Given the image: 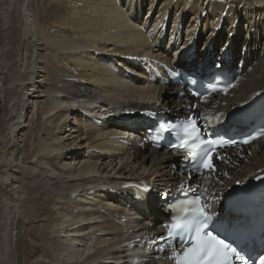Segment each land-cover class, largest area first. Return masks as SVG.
Here are the masks:
<instances>
[{
	"label": "bare ground",
	"instance_id": "obj_1",
	"mask_svg": "<svg viewBox=\"0 0 264 264\" xmlns=\"http://www.w3.org/2000/svg\"><path fill=\"white\" fill-rule=\"evenodd\" d=\"M210 1L0 0V264H156L164 256L152 241L165 233L164 200L181 194L187 159L152 147L143 111L179 117L199 104L228 121L264 90V0ZM183 16L220 28L203 39L189 26V50L170 56L160 41H180ZM154 52L161 60L145 63ZM179 67H230L236 86L195 101L174 82ZM220 153L228 162L216 161L222 184L213 191L264 174V139ZM103 160L111 173L95 177Z\"/></svg>",
	"mask_w": 264,
	"mask_h": 264
},
{
	"label": "snow or ice",
	"instance_id": "obj_2",
	"mask_svg": "<svg viewBox=\"0 0 264 264\" xmlns=\"http://www.w3.org/2000/svg\"><path fill=\"white\" fill-rule=\"evenodd\" d=\"M142 59L145 63H152L148 56ZM191 83L196 84L197 81L192 79ZM235 86L229 83L218 87V82H212L208 84V89L212 93L227 94ZM191 95L207 103V97L201 96L198 90ZM199 107V104H190L183 120L158 125V139L163 138L165 133L175 134L176 140L170 146L174 152L186 154L189 166L177 185L183 199L177 198L172 205L173 218L163 225L165 233L152 241L155 243L158 240V252L164 253L162 257L155 256L156 264H264V229L261 231V250L257 251L249 222L240 218L226 220L223 216L218 217L213 210L223 196L222 188L211 190L212 186L222 184V179L214 175L218 171L216 161L228 162L219 150L234 147L236 141L226 139L216 127L223 121V111L209 116L199 111ZM147 115L155 113L148 112ZM127 135L124 134L125 137ZM260 138H264V129L242 143L249 144ZM222 176L231 179L227 172H223ZM255 178L264 179L260 176ZM235 183L241 185L244 181L237 180ZM136 187L143 193L151 191L147 185Z\"/></svg>",
	"mask_w": 264,
	"mask_h": 264
},
{
	"label": "rangeland",
	"instance_id": "obj_3",
	"mask_svg": "<svg viewBox=\"0 0 264 264\" xmlns=\"http://www.w3.org/2000/svg\"><path fill=\"white\" fill-rule=\"evenodd\" d=\"M43 1L44 0H40V2L41 3H43ZM213 1H216V0H211L210 2L212 3ZM218 1V0H217ZM7 9H8V6H6V7H4V9H3V12L2 13H8V11H7ZM14 9L15 8H11L10 9V11L12 12V11H14ZM216 8L214 7H209L208 9L206 8V4H205V6H204V10H209L210 12L211 11H216L215 10ZM4 10H5V12H4ZM9 11V12H10ZM146 17H149V18H151L150 17V15H146ZM175 18V16L173 17L172 16V20ZM188 19V18H187ZM227 19V18H226ZM225 18L223 19L224 21H223V23L225 24V23H227V21L228 20H226ZM173 22V21H172ZM186 23V24H185ZM202 24H203V26H202ZM202 24H200V21H198V22H196L195 23V18H194V16H192L191 17V19H188V20H184V16H183V20L180 22V32L178 33V34H182L183 33V37H182V35L181 36H179V39H180V41H173L172 40V43H171V46H169V42L167 43V40L166 39H170V36H164L163 38H162V41H160L161 42V44H162V46H161V49H163V50H165V52H167L170 56H175L176 55V53L178 52V51H180V50H184L182 53H180V56H183V55H185L186 54V52L189 50V45L187 46V48L186 49H184V47H183V43H184V41L186 40V37L184 36V32H187V29H188V27L190 26V33H193L194 32V34L195 35H197V34H199L200 32H202V33H204V34H202L203 35V39L204 38H206L207 36H209V33L211 32L210 30H215V32H214V35L215 34H217L218 33V30H219V28H220V25L218 26V27H216L214 24L213 25H210L209 26V31L207 30V31H205V24L204 23H202ZM227 25L228 24H226V26L225 27H227ZM173 23H171V22H169V25H168V34H169V32L171 33L174 29H173ZM194 26V27H193ZM224 27V28H225ZM42 29L43 28H40L39 30L41 31V33L43 34L44 33V29H43V31H42ZM230 26H228L227 27V29H225L226 31V35L225 36H227V34H229L230 32ZM209 32V33H208ZM194 35V36H195ZM194 36H191L190 38L191 39H194ZM175 37V36H174ZM227 37H229V35L227 36ZM178 38V37H177ZM182 39H184V40H182ZM169 41V40H168ZM175 42V43H174ZM195 46V45H194ZM193 46V47H194ZM170 47V48H169ZM181 47V48H180ZM12 48H10V50H11ZM180 49V50H179ZM193 49V48H192ZM191 48H190V50H192ZM43 52H44V54H45V56H49V57H51V54H52V52H51V49H49L46 45H44V47H43ZM162 50V51H163ZM161 54V53H160ZM149 58H150V60H153L154 62L155 61H159V60H161L160 59V56H159V53H155L154 52V55L152 56V54H150L149 55ZM142 63H144V62H142ZM158 63H156L155 65H157ZM158 69V68H157ZM119 70H120V72H121V70H122V72L123 73H128L129 75H131L129 72H126V70L124 71L122 68H119ZM155 73V72H154ZM156 74V73H155ZM45 98H43V99H41V101L42 102H45ZM117 100H118V97H117ZM120 101H121V99H120ZM39 107H41L42 108V104L39 106ZM81 112H83L82 110H80ZM42 109H40L39 110V113L40 114H42ZM85 114V113H84ZM87 115V114H86ZM88 116H90V115H88ZM44 117H46V115H44ZM91 117V116H90ZM104 117V116H103ZM122 116H120V119H121V121H122V119L123 118H121ZM108 120H110L111 122H112V120L114 121L115 119H113L112 118V116L110 115L109 116V118H107ZM126 122V121H125ZM124 122V123H125ZM123 122H122V124H124ZM31 129V127L29 128V130ZM32 134V133H31ZM34 137V136H33ZM35 162H36V160H35ZM105 164V161L103 160V161H101V162H99L98 163V166L97 167H100V169H101V171H100V169H99V173H96L97 174V176H95V177H98V176H103V174H102V172H103V170H106L105 172L106 173H104L105 175L104 176H108L111 172V168H109V170L108 169H106V165H104ZM114 167V166H113ZM117 168H119V167H116V169ZM149 169V168H148ZM114 172H116V171H114ZM118 172V171H117ZM109 173V174H108ZM148 173V170H147V172L145 173V175ZM112 175H114V173L112 174ZM143 177V176H142ZM152 182V181H151ZM145 184H147L146 183V181H145ZM152 184V183H151ZM136 188V187H135ZM113 194H115V193H118L116 190H113V191H111ZM160 194V193H159ZM83 195V194H82ZM79 196H80V194H79ZM144 197V196H143ZM143 199V198H142ZM114 203H120L121 204V202H114ZM112 204V203H111ZM135 204L136 203H133V206L135 207ZM140 205H141V202L139 203ZM124 205V204H123ZM133 209H135V208H133ZM24 215V214H23ZM19 217H20V215H19ZM22 218V217H21ZM35 221V220H34ZM37 222V223H36ZM39 220L37 221H35L34 222V224H36V225H38L40 228L43 226V227H45V225L47 224V223H45V222H40L39 224ZM43 223V224H42ZM48 226V225H47ZM94 239H96L95 237H94ZM92 241V242H91ZM95 240H90L88 243H93ZM96 241H98L97 239H96ZM87 243V242H86ZM93 244H95V242L93 243ZM84 245V244H83ZM86 245V244H85ZM84 245V246H85ZM93 246V245H92ZM41 247H43V246H41ZM41 249H43V248H41ZM43 251V250H42ZM41 254V251L40 252H37L36 253V255H40ZM39 260L41 259L42 261L44 260V259H46V261H50V262H52L53 260L50 258V257H40V258H38ZM35 261V260H34ZM34 261L32 260V261H30V264H37V261H35L36 263H34ZM109 262H112V260L110 261V260H108ZM54 262V261H53Z\"/></svg>",
	"mask_w": 264,
	"mask_h": 264
}]
</instances>
